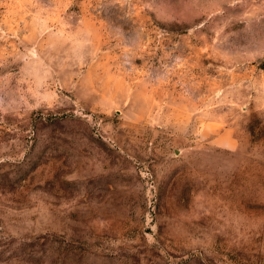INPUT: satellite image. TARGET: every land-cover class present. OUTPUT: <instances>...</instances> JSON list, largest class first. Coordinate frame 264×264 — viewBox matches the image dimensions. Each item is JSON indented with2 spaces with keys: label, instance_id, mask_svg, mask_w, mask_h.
Listing matches in <instances>:
<instances>
[{
  "label": "rangeland",
  "instance_id": "obj_1",
  "mask_svg": "<svg viewBox=\"0 0 264 264\" xmlns=\"http://www.w3.org/2000/svg\"><path fill=\"white\" fill-rule=\"evenodd\" d=\"M0 264H264V0H0Z\"/></svg>",
  "mask_w": 264,
  "mask_h": 264
},
{
  "label": "crops",
  "instance_id": "obj_2",
  "mask_svg": "<svg viewBox=\"0 0 264 264\" xmlns=\"http://www.w3.org/2000/svg\"><path fill=\"white\" fill-rule=\"evenodd\" d=\"M225 135H227V134H224L223 136H221V137L219 138V139H220V142L218 141L219 139L217 140V142H219V144H221L222 141H223V142H227L228 145H230V146L233 145V142H232L231 139L229 140V139L224 138Z\"/></svg>",
  "mask_w": 264,
  "mask_h": 264
}]
</instances>
